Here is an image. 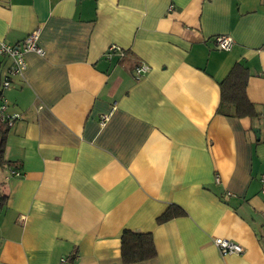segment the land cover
Wrapping results in <instances>:
<instances>
[{"label":"crops","instance_id":"1","mask_svg":"<svg viewBox=\"0 0 264 264\" xmlns=\"http://www.w3.org/2000/svg\"><path fill=\"white\" fill-rule=\"evenodd\" d=\"M35 29L43 54L2 90L20 118L15 166L0 168V264H125L124 229L156 248L134 264H264V0H0V41ZM236 64L256 116L217 113ZM171 204L185 214L157 224Z\"/></svg>","mask_w":264,"mask_h":264},{"label":"trees","instance_id":"2","mask_svg":"<svg viewBox=\"0 0 264 264\" xmlns=\"http://www.w3.org/2000/svg\"><path fill=\"white\" fill-rule=\"evenodd\" d=\"M127 54L128 53H126L125 51L122 52L123 60L126 59ZM137 66L138 64L134 66V69ZM6 73L4 77L6 76ZM4 77H2V79ZM13 77H17V76H12L9 78L13 79ZM247 79H248V72L241 65L236 64L231 68L228 76L223 81L219 82L220 102L218 107H216L217 113L226 114L227 113L226 109H230L231 111L230 113L232 114V116L235 117L241 118V117L256 116V110L245 94ZM3 89L5 88H2V82H1L0 105L5 104L8 109V105L6 104L7 101L2 93ZM9 128H11V126H8L7 122L0 120V168L7 165H13V167L15 166L14 163L9 161L4 155L7 146L6 141L10 130ZM13 167H10L11 168L10 173L12 171H17L16 168ZM7 200H8V194L5 193L3 185L0 183V210L4 207ZM183 214H185V211H183V209H181L176 205L171 204L166 208L165 211H163V213H161L157 217L156 221L157 224L163 223L170 220L171 218ZM151 237H152L151 233L136 232L129 229H124L119 239L121 259L123 263L134 264L154 257L156 255V251H155L156 248L153 242V238ZM72 259L73 257H71V260Z\"/></svg>","mask_w":264,"mask_h":264},{"label":"built area","instance_id":"3","mask_svg":"<svg viewBox=\"0 0 264 264\" xmlns=\"http://www.w3.org/2000/svg\"><path fill=\"white\" fill-rule=\"evenodd\" d=\"M39 36V30L35 29L28 33L25 38L22 39L21 42L17 44H7L3 41H0V56H7L10 59L9 69L7 70L6 76L3 78L2 81V88H6L9 86L11 79L9 77L12 76H21L23 71L25 70L26 63L24 60V54L27 52H36L38 54H43L42 48L37 45V38ZM233 43V39L228 34H220L214 37V44L215 48L220 50H228ZM120 49L117 48L116 45H112L108 48V53L112 51H119ZM121 52V51H120ZM148 66L144 63H141L135 68V74L137 77H140L143 72H146ZM17 113H9L7 111V106L5 104L0 105V120L7 122L8 126H12L16 120L20 118ZM107 118V115L101 116V120L104 121ZM15 176H20V172L12 171L11 172ZM218 180V177H216ZM260 183V192L264 195V174H261L259 177ZM214 244L216 248L219 249V252L222 255L225 254H232V253H242L243 248L240 247L239 244L235 243L234 241L216 237L214 238ZM66 261L64 257L60 259V264H63Z\"/></svg>","mask_w":264,"mask_h":264},{"label":"water","instance_id":"4","mask_svg":"<svg viewBox=\"0 0 264 264\" xmlns=\"http://www.w3.org/2000/svg\"><path fill=\"white\" fill-rule=\"evenodd\" d=\"M257 130H258V129L256 128V129H254V131H253V132L256 133V135L259 133Z\"/></svg>","mask_w":264,"mask_h":264}]
</instances>
